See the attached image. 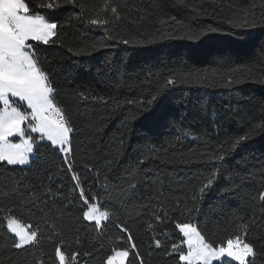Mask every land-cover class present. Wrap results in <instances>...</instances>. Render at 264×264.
Instances as JSON below:
<instances>
[{
	"label": "trees",
	"instance_id": "1",
	"mask_svg": "<svg viewBox=\"0 0 264 264\" xmlns=\"http://www.w3.org/2000/svg\"><path fill=\"white\" fill-rule=\"evenodd\" d=\"M48 2L26 0L57 23L54 42L30 43L74 128L72 171L39 134L27 165L0 162V264H58L57 244L67 264L73 252L75 264H105L130 248L116 225L134 238L131 264H183L176 222L214 245L245 235L249 264H264V0ZM74 173L110 214L100 230L83 220ZM10 217L38 231L34 245L15 248Z\"/></svg>",
	"mask_w": 264,
	"mask_h": 264
},
{
	"label": "snow or ice",
	"instance_id": "2",
	"mask_svg": "<svg viewBox=\"0 0 264 264\" xmlns=\"http://www.w3.org/2000/svg\"><path fill=\"white\" fill-rule=\"evenodd\" d=\"M76 3V0H68ZM42 7L54 9L59 5L55 0H49ZM111 7L113 17L119 19V8L105 4V8ZM84 9L81 8L79 16ZM174 19V18H173ZM92 26L103 27L109 21L107 19L92 18L88 20ZM58 25L42 14H33L26 0H0V162L8 165H25L29 162V154L35 150L38 143L33 134H39V141L50 142L54 149L64 154L68 170L72 171V164L67 157L72 152L71 134L74 131L65 111L55 103V87L51 83L49 75L39 64L34 46L30 42H40L45 45L53 43V37L57 35ZM129 43L127 39L123 41ZM174 84L172 79L167 81ZM128 103H132L129 101ZM13 137H18L19 142H14ZM247 137H240L239 144ZM236 144L233 147H236ZM217 159L223 160L220 156ZM75 187L79 189V199L86 206L82 216L85 221H94L97 230L101 229L102 221L108 220V211H102L97 203L91 202L94 197H89L81 185L78 174H73ZM209 180L200 189L203 193L212 184ZM264 201V192L259 194ZM164 218L156 216V221ZM122 233H128L127 241L130 248H113L107 255L105 264H131L128 259L130 250H136L134 238L130 230L124 225H116ZM152 229V223L148 225ZM8 231L13 233L16 242L15 248L22 249L28 245H34L38 237V231L32 230L20 223L15 217H10L7 222ZM175 228L183 236L182 244L187 246V253L179 255L183 264H249V258L255 256L254 247L246 241L245 235H230L224 241L213 244L208 241L197 226L191 222H176ZM247 226L244 230L246 231ZM123 239V237H121ZM157 247L160 241H156ZM180 245L174 244L175 252ZM55 257L58 264H67L66 255L61 245L55 247ZM78 253L73 252L71 259L73 264L77 261ZM136 259H141L136 253ZM141 264H143L141 260Z\"/></svg>",
	"mask_w": 264,
	"mask_h": 264
},
{
	"label": "rangeland",
	"instance_id": "3",
	"mask_svg": "<svg viewBox=\"0 0 264 264\" xmlns=\"http://www.w3.org/2000/svg\"><path fill=\"white\" fill-rule=\"evenodd\" d=\"M32 155H33V153H31V154H29V161H30V159L32 158ZM29 163V162H28ZM28 163H26L25 165H27ZM7 222H8V219H7ZM103 222V221H102ZM22 224V223H21ZM25 226V225H24ZM26 227V226H25ZM26 230H27V227H26ZM184 239V238H183ZM182 244V243H181ZM183 246H185L186 247V252L184 253V254H186L187 253V251H188V249H187V246L185 245V244H182ZM180 261V260H179ZM235 262V261H234Z\"/></svg>",
	"mask_w": 264,
	"mask_h": 264
},
{
	"label": "crops",
	"instance_id": "4",
	"mask_svg": "<svg viewBox=\"0 0 264 264\" xmlns=\"http://www.w3.org/2000/svg\"><path fill=\"white\" fill-rule=\"evenodd\" d=\"M10 139H13L14 142H19L18 137H13V138H10Z\"/></svg>",
	"mask_w": 264,
	"mask_h": 264
}]
</instances>
